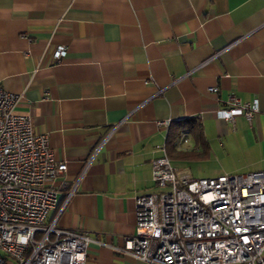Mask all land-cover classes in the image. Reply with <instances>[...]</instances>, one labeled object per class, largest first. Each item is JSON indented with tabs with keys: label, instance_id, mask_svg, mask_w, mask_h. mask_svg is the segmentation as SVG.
<instances>
[{
	"label": "crops",
	"instance_id": "0c3cea01",
	"mask_svg": "<svg viewBox=\"0 0 264 264\" xmlns=\"http://www.w3.org/2000/svg\"><path fill=\"white\" fill-rule=\"evenodd\" d=\"M0 85L68 165L47 221L88 233L85 264H148L118 249L158 146L178 169L264 154V0H0ZM231 95L259 100L252 125L216 116Z\"/></svg>",
	"mask_w": 264,
	"mask_h": 264
},
{
	"label": "built area",
	"instance_id": "2783aa9c",
	"mask_svg": "<svg viewBox=\"0 0 264 264\" xmlns=\"http://www.w3.org/2000/svg\"><path fill=\"white\" fill-rule=\"evenodd\" d=\"M66 53L59 46L54 57ZM19 100L0 85V264H85L88 233L47 221L57 207L53 181L68 165L32 116L16 111ZM257 112L258 99L231 95L216 116L252 125ZM156 151L152 181L162 190L136 198V231L118 251L148 264H264V170L194 178L172 164L165 145Z\"/></svg>",
	"mask_w": 264,
	"mask_h": 264
},
{
	"label": "rangeland",
	"instance_id": "374dc122",
	"mask_svg": "<svg viewBox=\"0 0 264 264\" xmlns=\"http://www.w3.org/2000/svg\"><path fill=\"white\" fill-rule=\"evenodd\" d=\"M264 154L261 151H251L246 148H237L223 158L211 156L205 160L176 163L180 172L194 178L216 177L219 174L248 173L264 170ZM178 168V167H177ZM160 186L156 190H161ZM41 234H37L40 238Z\"/></svg>",
	"mask_w": 264,
	"mask_h": 264
}]
</instances>
